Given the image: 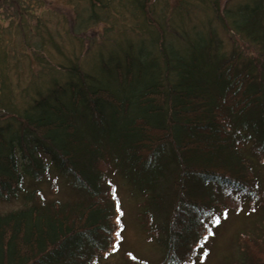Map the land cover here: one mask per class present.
I'll list each match as a JSON object with an SVG mask.
<instances>
[{
	"label": "trees",
	"instance_id": "16d2710c",
	"mask_svg": "<svg viewBox=\"0 0 264 264\" xmlns=\"http://www.w3.org/2000/svg\"><path fill=\"white\" fill-rule=\"evenodd\" d=\"M2 1L18 4L19 14H36L46 3ZM178 1L187 10V1ZM198 1L209 2L220 23L257 55L243 57L236 46L219 53L221 41L209 31L192 37L168 31L153 16L154 0H67L71 39L100 25L113 31L114 22L129 16L142 27L134 32L145 29L148 38L100 53L91 72L70 57L68 67L60 65L66 89L55 87L22 114L0 117L16 123L0 125V202H19L0 214V264H100L117 253L122 223L110 173L144 198L140 215L151 240L158 230L166 235L157 240L165 251L158 264L199 258L211 221L228 209L240 213L246 199L264 219V0L222 12L220 0ZM39 29L46 37L36 47L62 51L60 37L44 23ZM49 181L50 190L65 185L74 195L46 201L37 191ZM153 214L166 225L155 230ZM259 229L256 237H242L230 264H264V223ZM120 264L147 263L127 253Z\"/></svg>",
	"mask_w": 264,
	"mask_h": 264
},
{
	"label": "rangeland",
	"instance_id": "374dc122",
	"mask_svg": "<svg viewBox=\"0 0 264 264\" xmlns=\"http://www.w3.org/2000/svg\"><path fill=\"white\" fill-rule=\"evenodd\" d=\"M20 1L22 6H27L26 4L31 2V0ZM154 1L153 16L161 22H166L168 31L174 29L179 32L187 31L191 37L196 30L209 31L208 33L218 37L221 41V46L217 50L219 53L228 55L233 46H236L243 57L257 55L247 42L241 40L237 35H231L232 32L228 25L220 23L218 16L210 10L209 2L200 4L198 0H184L183 2L187 1L189 7L186 8L187 10H182L178 5V0ZM196 1L199 3H194ZM248 1L220 0L218 4L220 12H222L224 9H231L240 2ZM45 2L42 10L36 14L24 12L19 14L15 12L18 4L12 3L9 6L0 0V86L3 84L8 88L4 90L3 95H0L3 97L0 103V117L11 113L18 116L40 95H45L55 87L64 89L67 86L68 76L66 70L63 71L60 65L68 67L70 57L77 58V64L82 71L91 72V69L96 64L98 65L101 54L103 56L111 49H119L121 43H128L126 42L128 39L131 42H136L148 38L145 29L141 32H134L142 27L139 24L135 25L129 16L114 22L113 31H106L100 25L95 30L96 32L89 31L71 39L68 36L70 35L68 28L70 19L67 13V0H45ZM166 3H168L167 6H165ZM162 16L163 18H161ZM38 23L46 24L49 32L62 39V51L57 53L54 47L48 43L43 49L36 47L41 38L46 37L44 30L39 29V33H37ZM132 29L133 32H131ZM144 42L142 48L144 53H148L151 49L149 41L144 40ZM124 73L123 71V76ZM98 75L102 76L100 72ZM133 89H129L132 96L135 94V89H138V84ZM56 94L61 95V91H57ZM10 122L12 120L9 121L6 117L0 119V125L3 127ZM10 124H12L11 129L15 128V122ZM259 173L262 177L264 168ZM49 174L53 178L56 172L50 167ZM107 178L110 184L117 186L118 209L120 210L118 214H120L122 228L119 235L120 242L117 245L119 248L118 250L117 248L112 249V252L116 251L117 253L107 256L106 259H101L99 263L120 264L123 255L128 253L147 264H158L163 259L165 251L157 240L166 238V235L158 228L164 227L166 222L160 215L153 214L152 227L158 230L156 232L158 237L151 240L150 235L143 229L142 216L140 215L141 211L146 208L143 204L144 198L132 187H129L131 185L120 176L110 173ZM60 180L61 183L65 182L64 178ZM259 180L261 187H264L263 179L259 177ZM56 181L58 184L59 181ZM49 182L41 183V190L37 191L43 194L46 201L50 202L56 198L62 199L65 196L74 195L71 187L65 185H59L61 190L62 187L64 189L60 192L58 190L56 192V189L50 190L51 181ZM25 187L29 190L33 189L30 181ZM246 200L247 203H244L240 213H236L234 209H228L220 216L219 224L214 223L215 219L211 221V228L205 235L207 239H204L202 247L198 249L199 258H195L187 264H230L235 259L237 260L240 255V246H242V237L258 236L261 230L259 228H262L264 223L261 211L252 212L249 209L248 199ZM18 206V201L0 202V214L16 209ZM216 211L219 212V208ZM205 253L207 254L205 255Z\"/></svg>",
	"mask_w": 264,
	"mask_h": 264
},
{
	"label": "snow or ice",
	"instance_id": "6c2138e0",
	"mask_svg": "<svg viewBox=\"0 0 264 264\" xmlns=\"http://www.w3.org/2000/svg\"><path fill=\"white\" fill-rule=\"evenodd\" d=\"M214 223L219 224V223H220L219 218H216V219L214 220ZM209 234H211V233H209ZM116 235L119 236V232H118ZM204 239L206 240L207 237H204ZM206 254H207V253H205V255H206Z\"/></svg>",
	"mask_w": 264,
	"mask_h": 264
}]
</instances>
